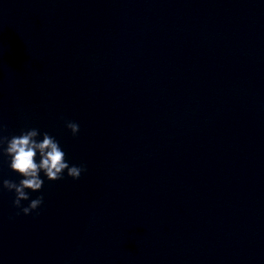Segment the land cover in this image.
Listing matches in <instances>:
<instances>
[{"label":"clouds","instance_id":"obj_1","mask_svg":"<svg viewBox=\"0 0 264 264\" xmlns=\"http://www.w3.org/2000/svg\"><path fill=\"white\" fill-rule=\"evenodd\" d=\"M66 127L73 136L79 133L80 126L76 122L67 121ZM3 132V126H0V155L9 158L10 169L22 179L18 183L9 179L0 180V189L14 193L12 205L20 210L17 215H30L43 204V195L35 199L29 196V192L41 191L44 184L41 173L49 181H58L64 178L65 171L73 180H78L86 171L83 165H70L59 142L47 132L41 133L37 128H30L11 137L3 135ZM41 135L42 139L38 140L37 137ZM23 201L30 202L23 206Z\"/></svg>","mask_w":264,"mask_h":264}]
</instances>
